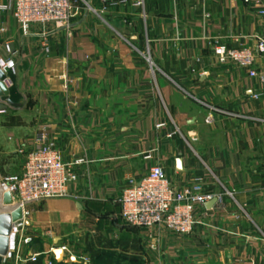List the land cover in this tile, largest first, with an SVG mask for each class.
Here are the masks:
<instances>
[{"label": "crops", "instance_id": "obj_1", "mask_svg": "<svg viewBox=\"0 0 264 264\" xmlns=\"http://www.w3.org/2000/svg\"><path fill=\"white\" fill-rule=\"evenodd\" d=\"M85 2L69 29L0 14V58L17 64L5 111L18 112L0 120V157L16 159L0 170L19 172L41 130L64 162H88L68 198L28 206L24 235L48 246H22L20 264H264V85L214 58L217 44L253 48L264 18L249 0ZM155 165L176 189L206 178L223 205L200 209L189 236L128 227L122 192Z\"/></svg>", "mask_w": 264, "mask_h": 264}, {"label": "built area", "instance_id": "obj_2", "mask_svg": "<svg viewBox=\"0 0 264 264\" xmlns=\"http://www.w3.org/2000/svg\"><path fill=\"white\" fill-rule=\"evenodd\" d=\"M130 1L133 7L145 10L146 0ZM249 1L254 4L257 15L264 18V0ZM80 2L85 0H0V14L11 12L14 19L27 29L36 24H54L59 28L69 29ZM177 20L175 18L176 23ZM7 51L10 52L8 47ZM214 58L218 65H236L240 70L247 72L250 78L258 79L264 85V70L257 72L255 69L258 60L264 59V35L255 37L253 48L217 44L214 48ZM0 68L8 76L7 85L11 87V78L17 75L16 62L13 59L0 58ZM263 97L264 93L254 96L256 100ZM212 122L213 116L210 115L207 123ZM165 127L166 124L157 126L158 129ZM177 133L178 129L169 137ZM34 143L32 149L19 151V154L25 157L20 171L8 173L0 179L3 191L11 195L14 206L23 210V219L14 225L10 250L2 264L23 262L22 246L31 241L24 235L32 214L28 206L68 198L70 186L78 180L76 170L88 163L84 158H79L73 163L64 162L47 130L39 131L34 137ZM146 159L151 160L152 156L149 155ZM207 186L206 178H197L190 186L176 189L167 178L163 167L155 165L142 181L130 182L123 190L119 200L120 217L128 227L144 230L159 227L178 236H189L199 224L200 209H206L214 200H217L220 206L223 205L226 194H214ZM62 249L65 251L66 248ZM53 250L54 248L52 253Z\"/></svg>", "mask_w": 264, "mask_h": 264}, {"label": "water", "instance_id": "obj_3", "mask_svg": "<svg viewBox=\"0 0 264 264\" xmlns=\"http://www.w3.org/2000/svg\"><path fill=\"white\" fill-rule=\"evenodd\" d=\"M7 81L8 76L0 68V112L5 111L6 106L12 105L11 91ZM216 203L217 200H214L207 205V208L212 209ZM22 219V208L14 206L11 195L5 193L0 185V264L3 263L4 257L10 250V239L14 225ZM53 255L58 262H61L65 253L62 248H55Z\"/></svg>", "mask_w": 264, "mask_h": 264}, {"label": "rangeland", "instance_id": "obj_4", "mask_svg": "<svg viewBox=\"0 0 264 264\" xmlns=\"http://www.w3.org/2000/svg\"><path fill=\"white\" fill-rule=\"evenodd\" d=\"M141 12H142V10H141ZM143 15H145V14H143ZM13 111V108H12V106H10L9 107V110H7V111H4V112H2L3 113V115H0V120L1 119H5V117H7L9 114H11V115H13L15 112V114H14V116H16V118H18V112L17 111H15L14 113H11ZM25 116V114H23V117ZM31 117V118H30ZM30 117H28V122H32L33 121V119H34V116H33V114L30 116ZM11 122H14V123H18L17 121H11ZM172 124L174 125V123L172 122ZM12 156H13V154H12ZM6 160H9V163L8 162H6L5 163V161ZM16 160V159H15ZM15 160L13 161V157H0V161H2V163L5 165V166H10V165H14V164H16L15 163ZM6 168V167H5ZM6 170V173H9V171H8V167H7V169H5ZM5 172L4 171H1L0 170V179H1V177H3V176H5L6 174H4ZM49 201V200H48ZM45 202V201H44ZM31 243V242H30ZM29 243V244H30ZM31 246H30V249H28V251H27V253H32V254H35V253H40V252H44V251H46V249H47V246H48V244L46 245L45 243H44V241L41 239V238H38V239H35L34 241H33V243H31L30 244Z\"/></svg>", "mask_w": 264, "mask_h": 264}, {"label": "trees", "instance_id": "obj_5", "mask_svg": "<svg viewBox=\"0 0 264 264\" xmlns=\"http://www.w3.org/2000/svg\"><path fill=\"white\" fill-rule=\"evenodd\" d=\"M28 264H42L41 260L37 259L35 261H31Z\"/></svg>", "mask_w": 264, "mask_h": 264}]
</instances>
